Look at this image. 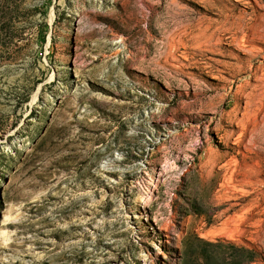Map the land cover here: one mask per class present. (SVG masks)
<instances>
[{"label": "rangeland", "instance_id": "obj_1", "mask_svg": "<svg viewBox=\"0 0 264 264\" xmlns=\"http://www.w3.org/2000/svg\"><path fill=\"white\" fill-rule=\"evenodd\" d=\"M241 248L264 256V0H0V264Z\"/></svg>", "mask_w": 264, "mask_h": 264}, {"label": "trees", "instance_id": "obj_2", "mask_svg": "<svg viewBox=\"0 0 264 264\" xmlns=\"http://www.w3.org/2000/svg\"><path fill=\"white\" fill-rule=\"evenodd\" d=\"M238 251L239 254L244 258V261H241L240 264H253L259 262L264 264L263 253H257V252L254 253L252 250L245 248L238 249Z\"/></svg>", "mask_w": 264, "mask_h": 264}, {"label": "bare ground", "instance_id": "obj_3", "mask_svg": "<svg viewBox=\"0 0 264 264\" xmlns=\"http://www.w3.org/2000/svg\"><path fill=\"white\" fill-rule=\"evenodd\" d=\"M218 48H221V46L217 45V46L215 47V49H218Z\"/></svg>", "mask_w": 264, "mask_h": 264}]
</instances>
